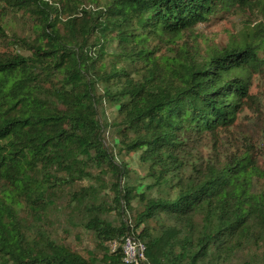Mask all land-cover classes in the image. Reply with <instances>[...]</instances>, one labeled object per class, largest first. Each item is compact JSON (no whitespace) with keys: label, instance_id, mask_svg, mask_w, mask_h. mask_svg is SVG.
I'll return each instance as SVG.
<instances>
[{"label":"trees","instance_id":"obj_1","mask_svg":"<svg viewBox=\"0 0 264 264\" xmlns=\"http://www.w3.org/2000/svg\"><path fill=\"white\" fill-rule=\"evenodd\" d=\"M96 1L0 0L40 19L32 42L0 23L1 39L30 51L0 52V264H264L233 263L247 243L264 248V168L249 151L202 152L209 143L216 151L247 103L250 78L264 69V32L201 56L178 46L198 23L233 8L264 11V0ZM103 98L117 106L120 149L139 152L157 195L123 181L131 172L104 142ZM106 173L111 203L91 201L94 184L69 192L95 249L28 232L60 193ZM134 199L143 202L134 218L103 216L125 215ZM125 236L145 243L146 260L127 263L112 249Z\"/></svg>","mask_w":264,"mask_h":264},{"label":"rangeland","instance_id":"obj_2","mask_svg":"<svg viewBox=\"0 0 264 264\" xmlns=\"http://www.w3.org/2000/svg\"><path fill=\"white\" fill-rule=\"evenodd\" d=\"M73 1L69 0V2ZM81 1L85 6H94L93 0ZM105 1L97 0L96 2L103 4ZM1 4L3 7L0 8V23L6 33L32 42L37 35V25L40 19L29 11L9 6L7 3ZM254 32L256 34L264 32V11H261L258 6L233 8L222 18L198 23L194 30L178 42V46L183 45L191 50V53L201 56L211 49L252 39ZM115 47L114 44H108L106 51L115 52ZM7 50L24 54L30 52L19 42L12 43V41L0 38V52ZM249 94L248 101L238 112L233 126L228 131L219 132V140L213 146L216 151H212L211 143L202 148L203 155L207 159L218 156V154L221 155L218 157L224 158L223 156L233 153L249 151L256 159L257 164L264 168V69L259 73L252 74ZM98 112L99 119L104 126V142L108 150L113 153L117 163L126 164L131 172L129 176L123 178V181L137 187L141 192H146L148 196L157 195L158 191L148 186L151 184V178L146 173L145 165L139 159V152L126 153L120 149L119 127L114 122L118 116L117 106L103 98L98 106ZM93 172L97 173L98 168H94ZM112 179L113 177L106 173L102 183L97 182L95 178L94 180L84 179L66 189L65 194L60 193L55 203L49 207L48 215L40 217L38 220L29 221L28 232L33 236H37L40 231L46 232L55 243L68 245L87 255L88 250L95 249L96 236L79 224L77 213L70 212L72 208L69 205V192L77 190L79 184H94L98 186L99 194L91 201L96 204L111 203L114 194L109 188V184ZM131 204L132 208H124L125 215L111 211L103 213V216L115 224H120L125 216L127 219L134 218L136 211L143 207V202L134 199ZM246 259L261 262L264 259V248L258 244L247 243L245 247L236 252L233 263H239Z\"/></svg>","mask_w":264,"mask_h":264},{"label":"built area","instance_id":"obj_3","mask_svg":"<svg viewBox=\"0 0 264 264\" xmlns=\"http://www.w3.org/2000/svg\"><path fill=\"white\" fill-rule=\"evenodd\" d=\"M111 247L113 250L121 247L123 251V258L127 263H137L139 261L146 260L145 243L131 236H125L122 242L113 240L111 242Z\"/></svg>","mask_w":264,"mask_h":264}]
</instances>
